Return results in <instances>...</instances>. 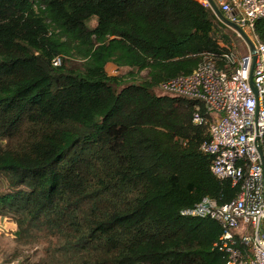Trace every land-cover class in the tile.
Here are the masks:
<instances>
[{
	"label": "trees",
	"instance_id": "16d2710c",
	"mask_svg": "<svg viewBox=\"0 0 264 264\" xmlns=\"http://www.w3.org/2000/svg\"><path fill=\"white\" fill-rule=\"evenodd\" d=\"M230 36L196 0H0V218L45 244L32 264H225L221 225L180 212L240 185L210 171L204 106L158 86L226 70Z\"/></svg>",
	"mask_w": 264,
	"mask_h": 264
},
{
	"label": "built area",
	"instance_id": "2783aa9c",
	"mask_svg": "<svg viewBox=\"0 0 264 264\" xmlns=\"http://www.w3.org/2000/svg\"><path fill=\"white\" fill-rule=\"evenodd\" d=\"M215 2L223 16L247 35L253 54L244 42V54L222 53L226 70L204 56L190 73L162 81L158 90L204 106L212 121L208 125L209 140L201 150L211 157V173L239 184L240 190L227 204L218 206L213 199L203 197L180 213L209 217L221 225L218 249L226 255L225 264H264V171L260 163V157L264 158V46L253 33L255 20L264 19V0ZM201 3L209 7L206 0ZM57 64L55 58L52 65ZM193 122L203 121L195 113Z\"/></svg>",
	"mask_w": 264,
	"mask_h": 264
},
{
	"label": "rangeland",
	"instance_id": "374dc122",
	"mask_svg": "<svg viewBox=\"0 0 264 264\" xmlns=\"http://www.w3.org/2000/svg\"><path fill=\"white\" fill-rule=\"evenodd\" d=\"M94 25V21L90 22V26ZM232 32V30H230ZM230 41L238 52H243V46L240 41L230 36ZM105 70L109 75H123L127 69H116L114 65L107 64ZM144 72L140 76H144ZM160 94L158 90L155 91ZM16 227L7 218H0V264H16L23 261L24 264H32L43 255L44 243L32 246L20 247L14 242Z\"/></svg>",
	"mask_w": 264,
	"mask_h": 264
},
{
	"label": "water",
	"instance_id": "95a60500",
	"mask_svg": "<svg viewBox=\"0 0 264 264\" xmlns=\"http://www.w3.org/2000/svg\"><path fill=\"white\" fill-rule=\"evenodd\" d=\"M206 2L209 5V8L213 12V14L217 17V19L224 24L227 28L231 29L234 33L238 35V37L246 44L251 54L254 52L253 44L247 37V35L235 24L231 23L223 14L219 11V8L215 2V0H206ZM254 59V57H253ZM249 84L252 87V80L251 76L249 77ZM257 150L259 151V148L257 147ZM260 163L262 165L263 171H264V158L260 157Z\"/></svg>",
	"mask_w": 264,
	"mask_h": 264
},
{
	"label": "crops",
	"instance_id": "0c3cea01",
	"mask_svg": "<svg viewBox=\"0 0 264 264\" xmlns=\"http://www.w3.org/2000/svg\"><path fill=\"white\" fill-rule=\"evenodd\" d=\"M196 1H198V2H203L204 0H196ZM231 30V29H230ZM241 40V39H240ZM241 42H242V46H243V52H241V54H244L245 52H246V46H245V44L243 43V41L241 40ZM236 53V52H235ZM237 55H241L240 53H236ZM227 69V68H226ZM12 225H13V223H12Z\"/></svg>",
	"mask_w": 264,
	"mask_h": 264
}]
</instances>
